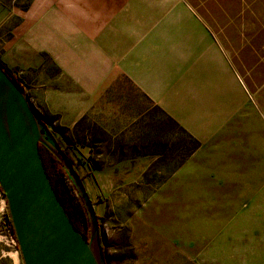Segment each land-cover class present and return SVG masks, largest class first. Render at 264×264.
<instances>
[{"label": "rangeland", "instance_id": "rangeland-1", "mask_svg": "<svg viewBox=\"0 0 264 264\" xmlns=\"http://www.w3.org/2000/svg\"><path fill=\"white\" fill-rule=\"evenodd\" d=\"M120 1L119 16L146 18V0ZM32 2L16 0L23 17L0 28V62L40 123L82 162L105 264H264V52L255 63L263 81L247 93L245 114L232 105L195 151L116 67L96 81L34 49L26 16ZM231 85L238 88L237 80ZM6 213L0 191V264H23Z\"/></svg>", "mask_w": 264, "mask_h": 264}, {"label": "crops", "instance_id": "crops-1", "mask_svg": "<svg viewBox=\"0 0 264 264\" xmlns=\"http://www.w3.org/2000/svg\"><path fill=\"white\" fill-rule=\"evenodd\" d=\"M119 2L33 0L32 46L96 81L116 67L197 141L214 137L232 105L245 114L263 81L264 0H146V18L119 16ZM23 13L0 0V28Z\"/></svg>", "mask_w": 264, "mask_h": 264}, {"label": "water", "instance_id": "water-1", "mask_svg": "<svg viewBox=\"0 0 264 264\" xmlns=\"http://www.w3.org/2000/svg\"><path fill=\"white\" fill-rule=\"evenodd\" d=\"M40 117L0 66V189L23 264H105L89 192ZM40 145L56 158L77 191L89 220V238L75 228L55 192Z\"/></svg>", "mask_w": 264, "mask_h": 264}, {"label": "trees", "instance_id": "trees-1", "mask_svg": "<svg viewBox=\"0 0 264 264\" xmlns=\"http://www.w3.org/2000/svg\"><path fill=\"white\" fill-rule=\"evenodd\" d=\"M0 66L6 72V74L18 85V87L24 91V88L21 85V83L17 80L15 75L9 71L6 65L0 62ZM181 130L188 135L191 141L195 143L194 150L196 151L200 147V143L195 138H193L186 130H184L183 128H181ZM57 142L61 147L62 151L64 152V154L66 155V157L68 158V160L70 161V163L73 165L75 171L78 173L80 179L84 183V179L80 174V169L83 167L82 162L71 153L69 147L66 146L63 143V141L57 140ZM39 149L44 162V166L46 168L48 176L50 177L53 188L57 193V195L59 196L60 200L62 201L75 228L79 232H81L86 238H89V230H90L89 220L86 211L84 209V206L81 202V199L77 191L75 190L72 182L70 181V179L68 178L62 166L56 160V158L44 146L40 145ZM6 217H7V223L10 233L12 237L16 240L15 232L11 225V222L9 221L8 213H6ZM97 218L99 219L98 216Z\"/></svg>", "mask_w": 264, "mask_h": 264}]
</instances>
